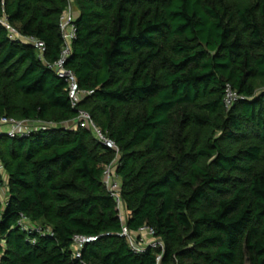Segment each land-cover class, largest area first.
Returning a JSON list of instances; mask_svg holds the SVG:
<instances>
[{"label":"trees","instance_id":"trees-1","mask_svg":"<svg viewBox=\"0 0 264 264\" xmlns=\"http://www.w3.org/2000/svg\"><path fill=\"white\" fill-rule=\"evenodd\" d=\"M69 0H0V130L7 194L0 264H158L135 252L103 183L114 151L75 123L87 112L120 149L132 232L161 264H264V0H73L66 67L93 90L74 109L51 67ZM237 98L226 107L227 89ZM76 236L95 237L74 253Z\"/></svg>","mask_w":264,"mask_h":264},{"label":"built area","instance_id":"built-area-1","mask_svg":"<svg viewBox=\"0 0 264 264\" xmlns=\"http://www.w3.org/2000/svg\"><path fill=\"white\" fill-rule=\"evenodd\" d=\"M69 6L67 11L63 14L60 22V31L63 37V50L60 58L51 65L56 74L63 78L67 84V92L71 100L72 107L77 109L79 104L88 96L94 93L93 90H85L80 88L78 79L74 72L66 67L67 59L71 53V44L76 37V27L74 22L77 17V13L73 8V0H69ZM2 24L10 32V37L12 39L22 40L25 43L33 45L41 57L44 56L46 51V44L33 37L22 36L15 28H13L6 20H0ZM237 98V94L229 87L227 89V96L225 99V104L227 108H230L232 102ZM76 124L81 127L90 129L96 136L97 140L103 143L107 148L114 151L116 158L111 163L105 165L103 183L110 193V195L115 199L117 207L120 211V218L123 221L121 236L126 238L132 247V249L137 253H142L148 249H158L161 251L160 255L157 257V263L161 264L162 254L165 250V244L159 238H156L153 229L148 227H142L138 232H132L128 229L125 224L127 214L125 211L124 202L122 199V185L120 178L117 175L118 160L120 157V149L115 141L108 138L103 132L96 126L90 115L85 111H79L78 117L75 120ZM1 127H6L10 135L17 133H27L36 127L50 126L52 123H33L30 121H17L13 118L3 117L0 119ZM4 166L0 159V174H3ZM4 186L0 183V203L4 202ZM95 237L86 236H76L74 240V253L77 258H81V250L88 243L94 242Z\"/></svg>","mask_w":264,"mask_h":264},{"label":"rangeland","instance_id":"rangeland-1","mask_svg":"<svg viewBox=\"0 0 264 264\" xmlns=\"http://www.w3.org/2000/svg\"><path fill=\"white\" fill-rule=\"evenodd\" d=\"M73 8H74L75 12L78 14L77 7L74 5ZM1 128H2V127H1V125H0V129H1ZM2 176H3L4 179L6 178V175H5L4 172H3ZM7 191H8L7 186L4 185V192H5L4 196H5V197H6Z\"/></svg>","mask_w":264,"mask_h":264},{"label":"crops","instance_id":"crops-1","mask_svg":"<svg viewBox=\"0 0 264 264\" xmlns=\"http://www.w3.org/2000/svg\"><path fill=\"white\" fill-rule=\"evenodd\" d=\"M7 128L6 127H2L0 130H6Z\"/></svg>","mask_w":264,"mask_h":264}]
</instances>
